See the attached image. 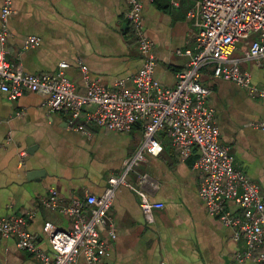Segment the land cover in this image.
Returning a JSON list of instances; mask_svg holds the SVG:
<instances>
[{
  "label": "crops",
  "instance_id": "0c3cea01",
  "mask_svg": "<svg viewBox=\"0 0 264 264\" xmlns=\"http://www.w3.org/2000/svg\"><path fill=\"white\" fill-rule=\"evenodd\" d=\"M142 4L145 35L153 44L157 65L154 77L166 87H175L178 74L197 52L195 17L189 12L197 0H138ZM3 0H0V28ZM5 59L29 74L59 71L78 93L87 86L81 70L88 67L92 79L108 89L117 82L132 87L131 78L143 65L135 27L126 17L129 0H13ZM134 31V35H133ZM41 40L27 46L29 37ZM247 48L239 41L232 57ZM178 50L183 53L179 54ZM241 67L260 87L263 69L254 61ZM213 65L201 70V82L211 89L208 105L214 110L220 141L235 156L234 165L259 187L264 196V98L253 97L247 88L216 78ZM45 95L33 91L12 100L0 90V218L33 211L27 228L39 238L43 249L50 244L43 231L50 221L62 229L72 228V218L44 200L51 196L84 201L87 194L102 196L113 175H121L126 160L140 147L144 121L119 132L89 125L90 134L68 126L66 110L51 114ZM94 110L88 106L85 112ZM164 150L147 155L137 167L153 183L146 185L152 201L164 203L155 211L153 223L145 220L139 196L119 185L109 211V226L100 230L108 249L96 264H259L238 261L235 254L244 242L233 239V228L211 216L200 196L202 174L196 166L199 150L182 159L171 138L161 134ZM128 179L136 182L135 174ZM113 231V233H111ZM17 238L0 233V264H43L34 254L17 247ZM77 264H88L81 255Z\"/></svg>",
  "mask_w": 264,
  "mask_h": 264
},
{
  "label": "built area",
  "instance_id": "2783aa9c",
  "mask_svg": "<svg viewBox=\"0 0 264 264\" xmlns=\"http://www.w3.org/2000/svg\"><path fill=\"white\" fill-rule=\"evenodd\" d=\"M131 7L126 17L135 27L138 48L144 61L131 78L134 85L126 87L117 82V89H108L99 79H92L86 65L81 66L87 89L78 93L75 85L65 75L69 64L60 63L59 71L29 74L21 67L15 68L5 59V45L9 37V16L13 0H3L0 28V90L12 100L24 91L45 95L48 111L53 114L66 110L68 126L90 134L89 125L126 132L138 119L144 121V138L138 150L129 157L121 175L109 179V187L102 196L87 194L85 200L64 199L51 196L44 200L48 207H59L72 218V228L65 230L47 221L43 231L50 249H43L38 236L28 230L29 219L35 213L0 218V233L15 236L17 247L37 256L43 264H77L83 255L88 264L98 263L106 254L108 244L100 237V230L109 226V211L115 191L124 185L140 198L145 220L153 223L155 211L164 203L152 201L146 185L157 186L151 176L137 170L147 155L158 156L164 150L161 134L166 133L177 146L182 159L193 148L199 150L197 168L202 174L200 196L211 216L233 228V239L244 242V249L235 257L238 261L254 260L264 264V196L257 184L234 165L235 156L220 141V130L215 124L214 110L208 105L211 89L201 82V70L213 65L216 78L232 81L248 89L253 97L264 98V81L257 87L252 74L241 67L243 61H254L264 72V0H197L189 12L195 17L199 31L196 33L197 52L186 50L192 59L178 74L175 87H166L154 77L157 65L151 40L145 35L142 4L129 0ZM175 6L179 0H171ZM239 41L247 48L241 57H232ZM27 46H39V37L31 36ZM179 54L183 52L178 50ZM94 110L85 112L86 107ZM264 131V122L257 124ZM135 174L136 182L128 179ZM113 233V231H111Z\"/></svg>",
  "mask_w": 264,
  "mask_h": 264
},
{
  "label": "trees",
  "instance_id": "16d2710c",
  "mask_svg": "<svg viewBox=\"0 0 264 264\" xmlns=\"http://www.w3.org/2000/svg\"><path fill=\"white\" fill-rule=\"evenodd\" d=\"M133 35H134V31H133Z\"/></svg>",
  "mask_w": 264,
  "mask_h": 264
}]
</instances>
